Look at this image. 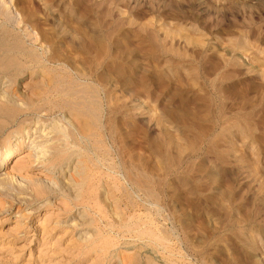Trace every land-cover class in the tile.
Masks as SVG:
<instances>
[{"label":"rangeland","instance_id":"374dc122","mask_svg":"<svg viewBox=\"0 0 264 264\" xmlns=\"http://www.w3.org/2000/svg\"><path fill=\"white\" fill-rule=\"evenodd\" d=\"M0 59L24 67L16 94L35 71L98 105L84 112L98 138H76L89 186L109 191L102 252L59 249L38 226L63 211H37L27 187L47 171L18 156L0 181V264H264V0H0Z\"/></svg>","mask_w":264,"mask_h":264},{"label":"bare ground","instance_id":"6f19581e","mask_svg":"<svg viewBox=\"0 0 264 264\" xmlns=\"http://www.w3.org/2000/svg\"><path fill=\"white\" fill-rule=\"evenodd\" d=\"M10 57H12V54ZM9 59H11V58H9ZM12 59H13V57H12ZM12 59H11V62H12ZM13 61H14V59H13ZM15 61H17V58ZM3 62H4V60H3ZM10 65L11 66H9V68L7 67L6 63H4V66H3V63L0 65V74H1L2 78L5 79L4 81L2 80V82H3L2 85L0 83V100L2 101V103L0 104V140H1V142H0V181L7 178L6 177L7 173L5 170L8 167L12 166V164L15 165L14 163L17 162V158L20 155H24V157L28 158L26 160V163H28L31 167L35 164L33 167H37L40 170H43V168H44L47 171V172L44 171L45 172L44 174L39 173V175L37 174L38 175L37 177H28L27 187L33 189L32 191H34L35 194L37 195V197L35 199H37V200L40 199V201H42V203L44 202L43 204L37 206L36 208H34V207L33 208L37 209V211H39L38 210L39 208L48 206V207H52L53 209H57L58 211H63V213L61 215L60 214L54 215L51 213L50 214L47 213L46 214L47 216L44 215V217L42 218V220H41L42 224L38 227H40V230L43 233V237L45 236V238L42 237L44 239L43 241H45L44 243H52V241H53V243H54L53 245L56 244V245L60 246L59 249H61V246H64V244L67 247H71V248L73 246L72 249H74V251H75V249H77L80 253V256H84V258L89 259V260H90V258L93 259L94 253L96 254L97 252H102L103 246H104V244L102 245V243H105V240L102 238V235L105 233V227H103L102 224L105 223V218H106V215L108 216V214L106 213L107 210H105L103 208L102 203L105 200V198L108 197L107 194L109 191L106 190L107 185H105V187L103 185V187H104L103 188V194L101 196L97 197L95 192H94V188H92V186H89V182L87 181L89 174L87 173V165L85 164L86 160L85 161L83 160V156L85 154H83V150L81 149V145L78 143L80 140L77 141L78 139L76 138V134L80 135V137L81 136L88 137L89 133H91V131L89 132V130L92 128L90 124L93 122L90 121L91 123H89L88 122L89 120L87 119L90 116L87 113V111L89 110V107H86V108H88V109H86L87 111L82 110V109H85V107H84L85 104H82L84 102V100H82V97L83 96L85 97V94L84 95L80 94V95H82V96H80L79 93H84V92H79L81 89L79 91H77V89H75V85L72 84L73 82L69 83V85H67L64 82H62L60 79L53 78V77L46 79L45 81H42L43 86L38 87L39 82H34V84L32 82L30 83V80L32 79L33 75L35 74V71H31L29 77L26 79H23V81H22V82H24V84H22L21 87H23L25 89L23 92L27 93L25 91L29 90L28 91L29 93L25 94V96H23L21 94H16L13 92L14 91L13 87L16 83V77L17 76L12 75L13 73L11 74L10 72H13V70H14V71H16V73H23V72L25 73V71H24V67H22L20 65V63H18V64L13 63ZM13 66H15V69H12ZM26 70H27V68H26ZM8 72H9V74H8ZM5 73H7V74H5ZM94 76H95V74H94ZM58 77H60V76L58 75ZM80 78L82 79L81 76H80ZM36 81H37V79H36ZM72 81H73V79H72ZM77 86H79L78 82H77ZM94 90H96V89H94ZM81 91H83V90H81ZM23 92H22V94H23ZM88 92H89V90H88ZM88 92H86V93L89 94L88 99H90V93H88ZM96 94H98V93H96ZM96 94H95V97L98 98V96H96ZM92 95H93V92L91 93V96ZM55 96H57V98H60L61 100H63V102H62L63 104L61 106L59 104L60 108H63V109L65 107L70 108L67 115L59 116L60 115L59 114L58 115L59 117H56V118H51L49 116V111H51V110L47 107V105L51 102L50 100ZM92 97H94V96H92ZM94 98H92V100ZM99 98H101V97H99ZM84 99H86V97ZM98 99H97V101L100 104L101 102H99ZM94 100H93V102H94ZM50 104H53V101ZM81 104L84 105L83 106L84 108L82 107V109H81ZM88 106H89V103H88ZM97 106H94L95 107L94 115L92 113H90L91 116H96L95 114L98 113V112L96 113ZM52 107L50 106V108H52ZM56 109H59V108H56ZM56 109H54V111ZM63 109L61 111H63V113H64L65 111ZM98 109L100 111V108H98ZM101 109H102V107H101ZM85 111L87 113V116L89 115L87 118H86V115L84 113ZM91 111L93 112V110H91ZM88 112H90V111H88ZM91 116L89 118H91ZM97 118H98V115H97ZM90 120H92V119H90ZM98 120L99 119H97L96 121H98ZM92 121H94V119ZM94 125H98V123L97 124L95 123ZM103 126H105V125H103ZM103 126L101 125V127H103ZM91 130L94 131V129H91ZM104 131H102V132H104ZM94 133H91V134H94ZM98 133H100V131ZM94 135L96 137V134H94ZM98 136H99V134H98ZM92 138H94V136H92ZM96 138H98V137H96ZM103 140H104V138H103ZM103 140L101 139V141H103ZM101 141H97V142H101ZM94 143L95 142L93 139V144ZM92 146H94V145H92ZM87 148H90V147H87ZM88 151H89V149H88ZM100 153H101V151H100ZM15 160H16V162H15ZM90 162L91 161H89V163ZM23 164H25V163H23ZM15 169H13V170H15ZM101 169H102V167H101ZM89 170H90V168H89ZM21 171H23V170H20V172ZM92 172H89V173H92ZM10 176L11 175H9L8 178H10ZM11 177L14 178L17 176L14 174ZM19 181H20V179H19ZM103 181H104L103 184L106 183L105 180H103ZM20 182H22V181H20ZM100 184H101V179H100ZM2 186L4 187V185L0 184V187H2ZM121 186H123V185H121ZM134 187H135V185H134ZM134 187H133V189H134ZM137 187H138V185H137ZM107 189H108V187H107ZM118 189L119 188H116L115 190L117 191ZM133 189H132V191H133ZM129 190H127V192ZM145 190L146 189H144L143 191H145ZM55 192L59 193L61 195L62 200L61 199H60L61 201L58 200L60 203H58L56 201H52V199L54 197L49 198L50 194L51 193L54 194ZM124 192L126 193L125 189H124ZM147 195H148V193H147ZM116 197L119 198V196H116ZM136 197H137V195H136ZM131 198H132V196H131ZM112 199H114V198H112ZM122 200H124V199H122ZM128 200L130 201L129 198H128ZM22 201L24 202V199ZM32 201H34V199H32ZM26 204H27V202H26ZM106 205H107V203H106ZM147 205H150V204H147ZM27 209L28 208H26L25 210H27ZM112 210H114V209L112 208ZM32 211H33V209L31 211H29L28 213H31ZM115 212L116 211H114V213ZM33 213H35V212H33ZM33 213H31V214H33ZM149 214H151V213H149ZM62 215L64 217H62ZM16 216H18L17 220L22 219V218H24V219H27V218L30 219L31 218L32 219V217H34V216H27L26 214L24 215L23 211H18ZM117 216L118 215H116V217ZM128 218H130V217H128ZM120 219H121V221H119L120 223L125 222V220H124V222H122L123 221L122 218H120ZM120 219H118V220H120ZM124 219H126V218H124ZM131 220H132V218H131ZM17 222H19V220ZM21 223L22 222H20L19 224H21ZM109 225H111V224H109ZM136 226L137 225L135 224L134 227H136ZM16 227L17 226H15V228ZM137 227H140V226H137ZM12 228L14 229V227H12ZM24 228H25V226H24ZM130 228H132V227H130ZM151 231H153V230H151ZM140 233H142V232H140ZM60 234H64V235H60ZM66 234H69V236L66 239L64 238L65 240L63 241V236H66ZM149 234H150V231H149ZM153 234H151V235H153ZM58 235H60V236L57 237ZM142 235H145V234H142ZM111 241L113 243H115L112 239H111ZM108 243H110V242H108ZM49 245L50 244H48V246ZM108 246L111 247L110 244H108ZM105 248H106V245H105ZM68 250H70V248ZM110 250H109V252H110ZM69 253H70V251H69ZM76 253L74 255H76V257H78V259H79V254H76ZM41 254H43V253H41ZM120 254H121V252H120ZM44 255H45V252H44ZM121 256H122V254H121ZM71 257H72V259L74 258L72 255H71ZM92 261H94V260H92ZM102 261H103V259H102ZM122 262H124V261H122ZM125 262H126V260H125ZM66 263H68V262H66Z\"/></svg>","mask_w":264,"mask_h":264}]
</instances>
